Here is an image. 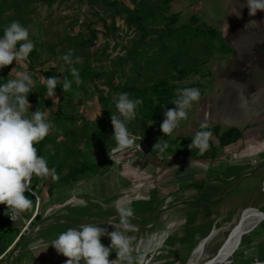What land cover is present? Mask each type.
Returning a JSON list of instances; mask_svg holds the SVG:
<instances>
[{
	"label": "rangeland",
	"instance_id": "obj_1",
	"mask_svg": "<svg viewBox=\"0 0 264 264\" xmlns=\"http://www.w3.org/2000/svg\"><path fill=\"white\" fill-rule=\"evenodd\" d=\"M143 5L146 12L153 13L152 18L143 25L145 31L129 22L137 11L140 12L138 7ZM172 14L170 10L168 12L164 0H0V26L9 25L13 21L20 22L28 29L29 39L34 42L36 51L34 56L29 54L27 59L19 62L14 60L11 65L0 69V85L7 80L16 79L25 71L31 75L34 83L27 96L30 107L26 115L31 117L32 112L38 108L47 112L48 119L54 127L48 134L46 157L48 158L51 153L58 154L56 164L63 166L57 174L59 179L50 193L51 196L45 186L46 178H37L35 186H31L35 193L43 192V197H39L42 202L39 205L38 199L35 198L36 203L32 204L30 210L21 214L20 222L15 223L17 226L12 223L17 227L16 232L8 231L9 225L5 223L1 225L0 264H19L18 255L20 264H38L40 261L34 260L28 252L33 248L51 247L52 241L58 237L54 232L48 237H41L38 233L40 228L48 229L53 226L59 228L57 224H63L61 223L63 216L70 214L77 216L74 228H79L82 224H98L106 227L109 232V224L116 221L109 216L116 211L117 202L122 206L130 204L131 196L128 197L126 194L128 191L119 190L118 183L115 182H121L120 185L122 182H128L131 176L129 174L132 173L130 185L133 187L136 183L141 187L143 184L140 178H132L135 177L133 170L138 161L146 160L151 153L148 142L153 147L155 145V141L151 140V134L153 135L151 131L158 132L154 134L156 138L162 132L160 125L165 119L164 113L170 109L167 103L173 101L169 97L165 99L166 95L163 93L170 86H191L199 83V73L207 72L206 65L209 63L211 49L218 47L213 42V35L205 30L206 27L200 28V33L196 30H186L185 26H195V23L191 22L192 19H185L184 22L179 21L173 25L166 17ZM2 37L3 35H0V38ZM69 49L74 50L75 56L83 58V62L76 64L75 67L80 74L87 71V76L78 87L73 82L72 90L69 92L64 93L62 85H57L55 98L47 97L42 77L47 79L55 76L63 80L70 74V66L62 59ZM205 73H202L203 76H208V73ZM133 89L149 90V94L140 97L132 91ZM122 92H127L131 99L143 100V104L136 110V119L127 125L131 133L142 139L136 140V147L117 152L114 151L115 142L112 141L114 129L111 113L116 112L115 102L118 94ZM77 94L79 99L74 102ZM162 99L167 100V103H162ZM152 103L154 106L162 104L165 106L161 120H146ZM174 108L175 106L172 109ZM211 149L210 146L205 153H209ZM109 152L112 153V158ZM153 158L157 161L158 157L154 155ZM236 158L237 156L229 158V162H236ZM260 158H264V153L253 158L246 157L244 162L249 167L254 159L258 161ZM128 169L132 171L129 173ZM212 173L214 171L209 169L210 176H214ZM144 176L148 175L144 173ZM262 186L263 166L253 172L252 176L233 177L230 187L226 186L232 192L222 207L231 203L233 198L237 203L251 202L256 206H248L242 211L230 214L225 220L223 219L227 215L223 219L218 218L216 227L212 228L208 238L214 240L211 241L213 246L210 244L205 246L199 257V264L212 257L209 250L215 254L223 246L243 211L250 207H257L261 210L260 213L264 211ZM145 191L147 196L150 192L158 196L156 205L160 204L162 198L165 201L161 188ZM139 195L137 196L140 197ZM109 196L114 197L116 201L114 205L104 203V198ZM38 207L41 219L34 220ZM159 207L163 208V205ZM82 211L84 213H81ZM102 211L104 219L97 215V212ZM140 217L143 218L142 214L139 217L135 215V224L138 225ZM43 219L45 221L41 222L42 227L39 228L40 224L37 223ZM32 221L33 224L29 226ZM25 230L23 240L18 243L21 232ZM156 237L157 235H152L151 239H143L138 244L137 250L144 258L153 252V249L158 248L155 243ZM157 252L152 253V258L150 256L151 260L157 263L151 264L162 261L163 258ZM53 255L61 259L57 251ZM234 257L228 264H253L256 257L264 261V222L243 237V245ZM226 260L229 261V258ZM52 261L43 264H65ZM183 261L182 259L177 264H184ZM188 261L185 264H188Z\"/></svg>",
	"mask_w": 264,
	"mask_h": 264
},
{
	"label": "crops",
	"instance_id": "obj_2",
	"mask_svg": "<svg viewBox=\"0 0 264 264\" xmlns=\"http://www.w3.org/2000/svg\"><path fill=\"white\" fill-rule=\"evenodd\" d=\"M246 3L247 0H173L170 4V11L180 15V22L195 17L198 20L196 27H206L205 30L210 33L212 31L213 42L218 47L211 49L209 63L206 65L208 76L204 77L205 72L202 71L203 74L199 73L200 82L191 85L200 89L201 96L188 110V118L182 120L171 135L165 136L161 132L156 138L154 134L158 132L151 131V140L155 144L164 139L169 147L161 153L153 150L154 147L148 142L151 153L146 160L138 161L134 167L136 171L133 170L135 177L132 178L143 181L141 187L136 183L133 187L130 185L131 169H128L131 175L128 182H122V185L121 182H115L118 183L119 190L128 191L126 194L131 196L129 202L135 215L143 216L139 218L138 225L134 222L135 218L132 220L137 225V231L127 235L136 238V248L143 239H151L152 235H157L155 243L158 248L152 251H158L165 263L177 264L183 259L184 264L188 260V264H199L198 260L205 246H213L211 241L214 240L208 238L218 218L223 219L227 215L223 219L225 220L230 214L242 211L248 206H256L251 202L237 203L233 198L231 203L222 207L232 192L226 186L230 187L233 177L246 176V172H250L252 176L253 172L258 171L261 166L264 167V158L258 161L254 159L249 167L244 162L246 157L253 158L264 153V11H257L255 16H250L248 7L244 6ZM234 7L240 9V18L230 14ZM251 20L257 21L259 27L246 30L244 26ZM206 114L208 129L213 132L209 141L212 149L207 154H201L195 148L190 149L188 145L200 130ZM231 130L235 132L232 133ZM227 132L231 133L223 137ZM154 155L158 157V162L153 158ZM236 156V162H229V158ZM219 157L221 158L217 159ZM225 165L226 169L223 170ZM173 166H178V169ZM209 169L214 171V176H210ZM144 173L148 176H144ZM153 188L164 191L162 196L165 201L162 198L160 204L156 205L158 196H154L152 192L149 196L145 194V190ZM138 189L143 190L140 192ZM104 199V203L114 205L116 202L114 197ZM159 205H163V208ZM260 211L257 207L243 211L234 225L236 228L230 230V235L225 240L229 241L243 226L262 219L264 214ZM115 212L117 211H113L109 218L116 220L112 223L118 224L119 216ZM97 215L104 219L103 211L97 212ZM108 229L112 232L115 227L109 224ZM252 232L253 230L250 233ZM243 237L241 241L239 237L218 261H222L228 253L235 256L240 245H243ZM101 242L106 247L110 246V237H101ZM163 242L169 248H161ZM51 247L33 248L28 253L33 254L34 260L40 261L38 264L52 260L65 263L67 258L61 254V259H54L56 250ZM217 252L214 254L209 250L212 257L207 261H212ZM234 256L228 257L229 261L225 260L227 262L224 261V264H228ZM116 258L113 249L109 259ZM17 259L20 264V255ZM152 262L150 260L149 264Z\"/></svg>",
	"mask_w": 264,
	"mask_h": 264
},
{
	"label": "clouds",
	"instance_id": "obj_3",
	"mask_svg": "<svg viewBox=\"0 0 264 264\" xmlns=\"http://www.w3.org/2000/svg\"><path fill=\"white\" fill-rule=\"evenodd\" d=\"M244 6L248 7L250 16H255L257 11H264V0H247ZM230 14L241 17L240 9L236 7ZM244 27L249 30L259 27V24L251 20ZM34 47V42L29 39L28 29L18 21L11 22L4 28L3 37L0 38V69L11 65L14 60L19 62L27 59ZM62 59L70 66L72 79L42 77V82L46 85L47 97L55 98L57 85H62L65 93L72 90L73 82L77 87L83 83L80 72L75 67L76 64L83 62V58L75 56L74 50L69 49ZM33 83L31 75L25 71L16 79L7 80L0 85V204L6 205V212L10 213L8 216L13 221L32 207L33 200L25 193L32 192L33 176L51 177L53 181L59 179L55 168H49L47 159L39 155L34 146L48 136L54 124L48 119L47 112L41 111L40 108L32 112L31 117L26 115L30 107L27 96L31 92ZM175 96L171 104L176 107L165 111V119L160 125V130L165 136L171 135L179 127L180 122L188 118V110L194 102L199 101L201 92L196 87L177 88ZM76 99H79L78 94L74 102ZM141 104H143L142 99H131L127 92L118 94L115 102L116 112L111 113L114 151L124 152L136 147V140L142 139L131 133L127 127L128 123L136 119V110ZM212 136L213 132L208 129L206 114L205 121L201 122L200 130L195 133L188 147L195 148L203 154L210 148L209 141ZM138 147L140 148V144ZM168 147L167 141L160 139L153 150L158 149L163 153ZM109 155L112 158L111 152ZM171 159L172 156L169 157V160ZM173 167L178 169V166ZM116 211L119 223H110L114 225V231L108 232L106 227H100L98 224H82L79 228H68L61 232L52 241L51 246L58 254L67 258L65 264H144V255L134 245L136 238L127 235L129 232L137 231V225L132 223L135 218L134 209L130 204L122 206L117 202ZM104 236L110 237V246L106 247L101 242V237ZM113 249L117 258L110 260ZM253 264H264V261L256 257Z\"/></svg>",
	"mask_w": 264,
	"mask_h": 264
},
{
	"label": "trees",
	"instance_id": "obj_4",
	"mask_svg": "<svg viewBox=\"0 0 264 264\" xmlns=\"http://www.w3.org/2000/svg\"><path fill=\"white\" fill-rule=\"evenodd\" d=\"M173 0H164V4H166V6H167V9H168V12H169V10H170V4H171V2H172ZM138 9H139V11L140 12H138L137 11V14L136 15H133L130 19H129V22L131 23V24H135L137 27H139L141 30H143V31H145V28H144V23H146V22H148V20L149 19H151L152 18V16H153V13H148V12H146V8H145V6L143 5V6H141L140 8L138 7ZM167 17V19H168V21L171 23V24H173V25H176V24H178L179 23V21H180V15L179 14H172V15H170V16H166ZM191 22L193 23H196V22H198V20L195 18V17H193L192 18V20H191ZM6 26H8V25H4V26H0V35H3L4 34V28L6 27ZM186 30L187 29H190L191 31H194V30H196V31H200L199 29H200V27H196V25L193 27H190V26H185L184 27ZM208 32V31H207ZM210 32V31H209ZM200 33V32H199ZM211 34L213 35V32L211 31ZM35 48L30 52V55H35ZM86 72L87 71H83L81 74H80V76H81V79H82V81H83V79L84 78H86V76H87V74H86ZM67 77L69 78V79H72V77H71V74H68L67 75ZM188 87H194V86H185V85H180V86H178V87H173V86H170V87H168V90L166 91V92H164L163 94L164 95H166L164 98L165 99H167V97H169V98H171V99H175L176 98V96H175V90L177 89V88H181V89H183V88H188ZM132 91H135L136 93H137V95L138 96H140V97H144L145 95H147V94H149V90H140V89H133ZM130 92V91H129ZM165 99H162V103H167L166 101L167 100H165ZM167 106L169 107L170 106V109H172L175 105L174 104H171V103H167ZM169 109V108H168ZM167 109V110H168ZM163 110H165V106L162 104V105H160V106H154L153 105V103L151 104V110H150V114L149 115H147L146 116V120H161L162 119V112H163ZM231 132L233 133V132H235L234 130H231ZM231 132H227L226 134H224L223 135V137H225V136H227V135H229ZM222 137V138H223ZM48 144H49V137L47 136L43 141H41L40 143H38V144H36V145H34L36 148H37V150H38V154L39 155H41V156H44L46 159H47V161H48V166H49V168H55V170H56V173L58 174L62 169H63V166L62 165H58V164H56V161L59 159V155L58 154H53V153H51V154H49V156H48V158L46 157L47 155V147H48ZM37 178L38 177H36V176H33L32 177V185L31 186H35L34 185V182L37 180ZM50 178V179H49ZM48 180H50V181H48ZM47 181V182H46ZM45 182H46V184H45V186L47 187V189H48V194L51 196V192H52V190H53V188L55 187V185L57 184V180L56 181H53L52 179H51V177H48V178H46V180H45ZM49 182V183H48ZM33 193H35L34 191H32L31 193H29V192H26L25 193V195L29 198V199H31V200H33V203H36V199L35 198H37V196H38V198L40 197H43V192L42 191H38V193H35V195L33 194ZM38 194V195H37ZM35 196V197H34ZM41 202H42V200H40V203H39V205H41ZM6 205H2V204H0V212L2 213V214H0V231H1V225L3 224V223H5V225H9V230L8 231H12V230H15V232H16V230L17 229H15V227L17 226V224H15L16 222H12L11 220H10V217L8 216L10 213H8V212H6ZM6 212V213H5ZM81 213H84V211H82ZM71 217V218H70ZM74 217V218H73ZM75 217H77L76 215H74V214H70V215H68V216H63V217H61L62 218V220L63 221H61V223H63L62 225H64V226H62V225H60V224H57V225H59L60 227L59 228H57V226H53V227H50V228H40V227H42V224H41V222H44L45 221V219H43L42 221H39V223H37V224H40L39 225V228H40V231L38 232V233H40L39 235H41V237H43V236H46V237H48V235L49 234H51V233H56V234H60L61 232H64V231H66L68 228H74L75 227V223L77 222V218H75ZM35 219H41V216H40V207H38L37 208V212H36V214H35V217H34V220ZM5 221V222H4ZM10 221V222H9ZM19 222H20V220H19ZM12 223H14V225H16V226H13V224ZM33 224V221L30 223V225L29 226H31ZM17 228V227H16ZM57 228V229H56ZM7 229V228H6ZM17 234H18V231H17ZM20 234V233H19ZM18 234V235H19ZM25 234H26V230L24 231V232H21V237H20V240L18 241V243H20V241L21 240H23V238H24V236H25ZM17 243V244H18ZM16 244V245H17ZM15 245V246H16ZM19 256V255H18ZM31 256H32V258H33V254H31Z\"/></svg>",
	"mask_w": 264,
	"mask_h": 264
},
{
	"label": "bare ground",
	"instance_id": "obj_5",
	"mask_svg": "<svg viewBox=\"0 0 264 264\" xmlns=\"http://www.w3.org/2000/svg\"><path fill=\"white\" fill-rule=\"evenodd\" d=\"M264 222V216L262 217V219L258 220L256 223L254 224H247L245 226H243L233 237H232L228 243L227 241L225 240L223 246L218 250L217 252V256L212 260V261H206L205 263L203 264H221L223 263L228 257L230 256H234V254L232 253H228L226 255V257H224V259H222V261H218L220 259V257H222L225 253H226V250H229L231 249L232 245L234 243L237 242L238 238L239 237H242L244 234L246 235L247 233H250L252 230H254L255 228H257L261 223ZM244 235V236H245ZM227 244V245H226ZM226 246V247H225ZM242 247V245H240V248ZM205 249V248H204Z\"/></svg>",
	"mask_w": 264,
	"mask_h": 264
},
{
	"label": "built area",
	"instance_id": "obj_6",
	"mask_svg": "<svg viewBox=\"0 0 264 264\" xmlns=\"http://www.w3.org/2000/svg\"><path fill=\"white\" fill-rule=\"evenodd\" d=\"M246 175L249 176V175H251V174H250V172H248ZM248 209H249V208H248ZM246 210H247V209H246ZM10 220H11V218H10ZM19 220H20V217L17 218L15 221H13V220H11V221H12V222H18ZM28 227H29V226H28ZM164 244H165V242H163V243L161 244V247H164ZM152 253H153V252H152ZM152 253L150 254L151 258H152L153 254H154V253H153V254H152ZM151 258L149 259V261L151 260ZM144 260H145V258H144ZM149 261H148L147 263H145V264H149Z\"/></svg>",
	"mask_w": 264,
	"mask_h": 264
},
{
	"label": "water",
	"instance_id": "obj_7",
	"mask_svg": "<svg viewBox=\"0 0 264 264\" xmlns=\"http://www.w3.org/2000/svg\"><path fill=\"white\" fill-rule=\"evenodd\" d=\"M37 199H38V203H40V199L38 197H37ZM149 259H150V256H148L147 258H145L144 263H147L149 261Z\"/></svg>",
	"mask_w": 264,
	"mask_h": 264
},
{
	"label": "flooded vegetation",
	"instance_id": "obj_8",
	"mask_svg": "<svg viewBox=\"0 0 264 264\" xmlns=\"http://www.w3.org/2000/svg\"><path fill=\"white\" fill-rule=\"evenodd\" d=\"M263 214H264V212H262ZM54 259H55V257H54ZM59 259V258H58Z\"/></svg>",
	"mask_w": 264,
	"mask_h": 264
}]
</instances>
